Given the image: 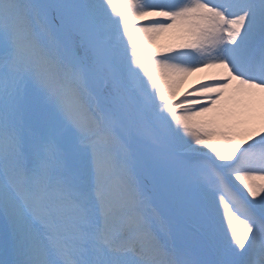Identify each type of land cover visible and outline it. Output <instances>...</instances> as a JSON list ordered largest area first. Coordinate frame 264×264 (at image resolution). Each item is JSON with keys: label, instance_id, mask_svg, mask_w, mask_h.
Returning <instances> with one entry per match:
<instances>
[{"label": "snow or ice", "instance_id": "1", "mask_svg": "<svg viewBox=\"0 0 264 264\" xmlns=\"http://www.w3.org/2000/svg\"><path fill=\"white\" fill-rule=\"evenodd\" d=\"M0 264H264V0H0Z\"/></svg>", "mask_w": 264, "mask_h": 264}, {"label": "bare ground", "instance_id": "2", "mask_svg": "<svg viewBox=\"0 0 264 264\" xmlns=\"http://www.w3.org/2000/svg\"><path fill=\"white\" fill-rule=\"evenodd\" d=\"M213 71H214L213 69H206L205 72L190 75L187 78V81L185 83V87H187L188 84H191L192 82H194L198 77L202 78L205 74H210Z\"/></svg>", "mask_w": 264, "mask_h": 264}]
</instances>
